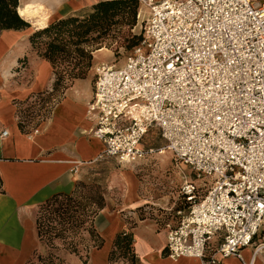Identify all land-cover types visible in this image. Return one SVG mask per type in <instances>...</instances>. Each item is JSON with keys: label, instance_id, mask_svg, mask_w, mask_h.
I'll return each mask as SVG.
<instances>
[{"label": "built area", "instance_id": "built-area-1", "mask_svg": "<svg viewBox=\"0 0 264 264\" xmlns=\"http://www.w3.org/2000/svg\"><path fill=\"white\" fill-rule=\"evenodd\" d=\"M136 1L141 43L95 71L98 160L141 164L154 153L145 137H160L161 152L194 177L179 187L186 206L167 229L168 257L255 264L264 252V0Z\"/></svg>", "mask_w": 264, "mask_h": 264}, {"label": "crops", "instance_id": "crops-1", "mask_svg": "<svg viewBox=\"0 0 264 264\" xmlns=\"http://www.w3.org/2000/svg\"><path fill=\"white\" fill-rule=\"evenodd\" d=\"M101 1L105 0H19L18 16L19 9L30 6L29 15L19 16L29 28L0 31V264H26L35 250L43 249L35 228L38 207L54 195L71 194L78 182L88 178L89 166L103 152L102 142L90 133L96 122L88 114L96 69L86 79L74 81L24 131L18 118L37 95L47 101L52 93L53 69L31 42L33 34L42 30L39 23L44 22V28L54 21L80 16ZM34 128L37 134L28 135L27 131ZM4 131L6 135L2 136ZM122 189L115 198L114 190ZM103 197L105 207L93 225L104 245L90 251L86 264H110L108 254L120 234L131 236L137 264H201L168 257L165 248L169 226L162 231L153 221L142 218L137 210L142 201L137 185L128 195L124 178L113 175ZM251 253L250 248L242 250L244 261ZM261 254L264 252L257 255L255 264H262L261 259L258 262ZM66 259L68 264H83L76 257ZM222 264L242 262L229 258Z\"/></svg>", "mask_w": 264, "mask_h": 264}, {"label": "trees", "instance_id": "trees-1", "mask_svg": "<svg viewBox=\"0 0 264 264\" xmlns=\"http://www.w3.org/2000/svg\"><path fill=\"white\" fill-rule=\"evenodd\" d=\"M18 1L0 0V31L29 28V24L17 15ZM138 9L136 0H105L80 16L54 21L33 34V48L40 58L51 65L54 83L47 101L37 95L29 106L18 113L21 131L27 123L35 121L39 112L49 110L74 81L86 79L92 53L100 50L105 42L115 39L126 29L130 42L128 48L134 49L141 43V37L131 34L136 26ZM42 37L47 41L38 49L36 41ZM104 207L103 191L85 182H78L69 195L57 194L46 200L37 209L35 228L39 243L47 251L44 255L35 250L26 264H67L64 254L79 256L82 251L88 254L91 249L100 250L104 240L93 222ZM130 252L134 264L136 258L132 252L131 236L117 235L109 251L108 262L112 264L116 258L126 259ZM86 258L82 260L83 264H86Z\"/></svg>", "mask_w": 264, "mask_h": 264}, {"label": "rangeland", "instance_id": "rangeland-1", "mask_svg": "<svg viewBox=\"0 0 264 264\" xmlns=\"http://www.w3.org/2000/svg\"><path fill=\"white\" fill-rule=\"evenodd\" d=\"M145 17L144 8L139 6L136 26L131 32L132 35L142 38L144 28L142 20H144ZM122 32L123 33L116 36L115 39L107 41L102 45V48L108 50L110 54L95 55L94 57L93 54H95L96 51L92 53L91 68L88 73L96 69L97 66L102 63L109 66H118L123 63L126 56H128L133 49L128 48L130 44L128 41V32H126V29H123ZM46 41L47 39L42 37L40 40L36 41V47L41 49L43 43ZM92 79L94 83L95 75H93ZM29 123L31 124L32 122ZM143 146L146 149L154 150V153L150 155L145 162L135 166H122L117 164L114 160H97L89 166L88 178L84 182L88 184V186H97L103 191L111 176L121 177L123 172L131 171L137 181L138 196L140 200H142L138 207L141 211L140 215L143 219L153 221L157 225V228L163 231L166 230L167 225L173 227L177 224V210L185 209L182 198L179 195V187L184 180L193 181L194 177L187 168L175 162L169 152L164 151L163 155L159 154L164 148V142L160 137L149 133L143 141ZM122 191L123 189L121 192L114 190V197L116 198L117 195L122 194ZM199 193L202 194V191ZM92 250L93 249L89 250L88 254ZM46 251V247L43 246L40 253L45 255ZM88 254L82 251L79 256L70 254H64V256L65 259L69 256L76 257L82 262ZM132 257L133 255L130 252L126 255V259L116 258L112 264H133L131 261ZM260 259L261 263L264 264L263 254L258 257V262ZM134 264H137V260Z\"/></svg>", "mask_w": 264, "mask_h": 264}, {"label": "bare ground", "instance_id": "bare-ground-1", "mask_svg": "<svg viewBox=\"0 0 264 264\" xmlns=\"http://www.w3.org/2000/svg\"><path fill=\"white\" fill-rule=\"evenodd\" d=\"M18 14L19 16L21 17H24L26 15H29L30 14V6H27V7H22L21 9L18 10ZM44 22H40L39 23V26L40 28L44 29L43 26H44ZM107 54H110V52L104 48L100 49V50H97L95 52V55L96 56H100V55H107ZM160 155H163L164 154V151L163 152H160L159 153ZM122 177L124 178V182L126 184V187H127V193L128 195L130 194L131 190H133L136 185H137V181L135 179V177L133 176L132 172L131 171H127V172H123L122 174Z\"/></svg>", "mask_w": 264, "mask_h": 264}]
</instances>
